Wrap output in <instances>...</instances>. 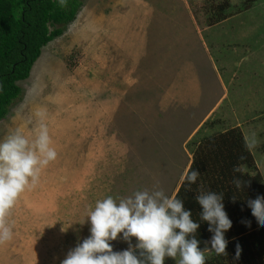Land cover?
Masks as SVG:
<instances>
[{
    "label": "rangeland",
    "instance_id": "rangeland-1",
    "mask_svg": "<svg viewBox=\"0 0 264 264\" xmlns=\"http://www.w3.org/2000/svg\"><path fill=\"white\" fill-rule=\"evenodd\" d=\"M219 1L82 0L41 47L16 82L22 93L0 120V142L17 129L34 140L43 123L57 158L10 211L0 264H61L90 236L87 213L108 196H171L199 129L238 127L264 183V0H228L226 17L208 24ZM110 243L129 247L122 233Z\"/></svg>",
    "mask_w": 264,
    "mask_h": 264
},
{
    "label": "clouds",
    "instance_id": "clouds-1",
    "mask_svg": "<svg viewBox=\"0 0 264 264\" xmlns=\"http://www.w3.org/2000/svg\"><path fill=\"white\" fill-rule=\"evenodd\" d=\"M59 2L65 6V0ZM56 158L57 151L51 146L48 128L43 123L34 140L17 129L0 142V244L12 238L7 217L20 195L35 186L41 169ZM198 177V171L184 174L189 185ZM234 183L237 188L242 186L240 180ZM196 202L202 208L201 219L208 222V231L213 233L208 242L210 249L218 256L227 255L225 232L231 229L232 221L225 211L223 195L201 193ZM248 206L257 223L264 226V196L249 200ZM86 217L91 225L90 236L70 250L61 264H165L166 258L177 256L178 264H206L208 249H201L196 238L199 223L192 219V211L185 208L181 199L163 190L136 191L118 200L108 196L98 200ZM121 233L129 247L113 251L110 241L117 240ZM133 237L137 241L135 246L131 244ZM241 251L237 244L236 258Z\"/></svg>",
    "mask_w": 264,
    "mask_h": 264
},
{
    "label": "trees",
    "instance_id": "trees-1",
    "mask_svg": "<svg viewBox=\"0 0 264 264\" xmlns=\"http://www.w3.org/2000/svg\"><path fill=\"white\" fill-rule=\"evenodd\" d=\"M251 1L243 0L244 4ZM227 4L228 0L213 2L207 23L224 19ZM81 5L82 0H65V6L59 0H0V120L22 93L16 82L28 77L41 47L62 34ZM200 132L197 130L195 138L186 142L190 160L185 170L198 171L199 177L189 185L183 175L172 196L181 199L199 223L196 238L201 249H208L206 264H264V226L257 223L248 206L249 200L264 196V183L244 138L238 127L207 135ZM260 148L264 152V143ZM235 180L242 182L240 188ZM207 192L223 195L225 211L232 221L231 229L225 232L227 255H216L208 243L213 233L208 231V222L201 219L202 208L196 202L197 195ZM237 244L242 249L239 258ZM136 252L139 255V250Z\"/></svg>",
    "mask_w": 264,
    "mask_h": 264
},
{
    "label": "crops",
    "instance_id": "crops-1",
    "mask_svg": "<svg viewBox=\"0 0 264 264\" xmlns=\"http://www.w3.org/2000/svg\"><path fill=\"white\" fill-rule=\"evenodd\" d=\"M172 58V57H171ZM174 58V57H173ZM164 63V62H163ZM200 66H203L204 64H199ZM160 66H162L161 64H160ZM178 66V65H177ZM178 67H181V66H178ZM182 69V68H181ZM168 71V70H167ZM180 71V70H179ZM195 71V70H194ZM198 70H196V72H197ZM201 77V82L199 83V85H198V88H201V86H203V77L202 76H200ZM208 79V78H207ZM205 80V79H204ZM153 81V83H154V80H152ZM216 82V81H215ZM156 85V84H155ZM216 86V85H215ZM215 86H214V80H212V90L210 91V93L213 91V89L215 88ZM195 87H197L196 86V84H194V83H190L189 85H188V89H190L191 88V92H189V95H188V97L189 98H192L193 99V92H194V90H195ZM152 89V88H151ZM154 90V89H153ZM157 92H158V90H156ZM166 92V91H165ZM195 94V93H194ZM182 95V94H181ZM206 95H200V97L198 98L199 100H201V98L202 99H204V100H207V99H205L206 97H205ZM180 97V96H179ZM171 184V181L168 183V186ZM168 186L167 187H164V188H168ZM178 186V185H177ZM177 188V187H176ZM176 190V189H175ZM175 190H174V192H175ZM173 195V194H172ZM171 195V196H172Z\"/></svg>",
    "mask_w": 264,
    "mask_h": 264
}]
</instances>
